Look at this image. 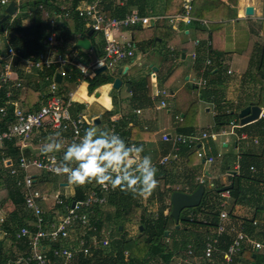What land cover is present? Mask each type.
I'll list each match as a JSON object with an SVG mask.
<instances>
[{
	"label": "crops",
	"instance_id": "crops-1",
	"mask_svg": "<svg viewBox=\"0 0 264 264\" xmlns=\"http://www.w3.org/2000/svg\"><path fill=\"white\" fill-rule=\"evenodd\" d=\"M9 1L10 0H8V3ZM15 1L18 2V0ZM27 1L35 0H19L16 13L11 17L22 15L23 13L31 15L28 7H21V3H26ZM49 1L53 6L57 7L59 11H56L55 8L43 7L42 4H40L41 8L39 6L37 7L41 13L40 18L43 22L44 28V38L42 39L44 47L42 51L46 50L44 40L51 32H54L58 37L63 38L68 47H72L73 45L77 46L76 42L78 39L87 37L90 41L91 48L85 50L80 46H77L79 48V53L81 52L82 55L87 56L88 62L86 63H94L98 60L103 53L101 50L102 37L99 33H93L89 36L87 35V31L91 27L86 20H84L83 26H77L78 28L82 27L85 29L84 36H80L78 33L75 37L66 40L64 36L58 34V28L64 20L71 30L74 29L72 21V16L74 14L70 12V6L72 2L76 0ZM90 1L92 0H77L74 12L76 13L75 9L77 6L85 5ZM109 1L111 2L112 8L104 11V6H108L107 4ZM7 4L0 5V16L4 15V10ZM141 4L142 1L140 0H104L103 3H101L103 6L102 8L100 0H98V7H100V10L117 17H122L132 11H137L139 13L140 9L144 11V7H140ZM249 5L253 7V14L245 15V7ZM162 6V2L155 3V9L157 10L162 8ZM229 7L235 10V17L225 19L227 23L223 25L222 20H215L211 23L210 20L206 19L209 21L207 26L186 24L181 17L170 19L169 16L167 17L165 15H153L152 8L146 7L147 13L139 14L151 18L149 25H137L133 28L122 29L119 33H114V37L118 40L123 38L134 40L137 47L132 58L114 64L112 69L107 68L111 69L110 73L104 71L105 74H112L114 77H118L121 80V84L118 88H113L112 83H107L96 88L92 94H88L87 82L82 78L72 83H69L66 80L67 78L61 79L62 81L60 85L62 86L61 88L59 87L61 93H65L64 89L66 92L69 91L72 93V106L70 107V113L72 116L78 114L83 116V106L85 107V105H90L94 102H97L100 106L103 105V108L106 109V111H116L109 117L102 114L103 112L93 116L94 118L92 119V122L89 123V125L95 126L94 128L89 129V131L91 130L90 132L92 133L93 140L100 137L107 139V128H109L108 125L111 124L113 120H118L123 115H128V117L131 118L130 125H133L132 123L135 124L133 129V139L136 140V149L128 156V159L132 161L130 167H126L125 163L121 164L125 167V175L131 174L132 177L141 176V172L137 170V166L143 162L145 156L151 158L154 166L159 164L158 162L163 156H168L169 160L163 164H169V172L167 176L168 182L170 183L165 186L167 194L172 187H184L187 190L193 182H199L202 175L204 181L206 180L210 182V179L214 178L218 179L222 184L228 185L231 183V178L228 179L227 177L229 171L224 174L221 173L220 167L222 162L220 163V161L218 162V160L215 159L213 155L215 152L219 157H223L227 154L229 155L230 153L231 155L234 154L236 158L234 161L231 160L232 168L230 171L233 170L238 173L239 168H235V165L238 163L240 154L252 146L249 144L250 141L244 142L236 140L233 135L219 137L217 139H207L204 142V147L206 148L207 153L213 157V161L204 163L196 156V148H192V153L186 156L183 151L179 150V148L181 145L187 147L188 145H175L172 140H163L164 134L171 138L178 134L176 132L177 124L181 121L179 120L180 117H183L184 112L188 109L189 114L194 117V122L198 124V133L216 130L213 126V116L215 114L214 106L212 103L198 97L200 91L203 88H206V86H197L195 90L189 88L192 79L198 78L201 75V67L197 70L193 66L194 59L191 54L196 52L197 54L199 53V55L203 54L205 57L206 53L204 47L202 48L194 44L193 40L194 38H197L196 36L198 34V29L195 28V26L202 27L208 31H210V28L212 27L211 38H204V40L210 39L212 42L209 55L218 57L220 53L224 54L223 57H221L223 70L220 73V77L225 80L223 86H220L223 90L224 101L233 104L238 103L240 98L246 97L247 91L251 88L250 86H252V84L245 82L246 77H244V73L249 69L248 60L250 58L245 54V51L248 48L253 47L254 44L255 46H264V42H260V39L263 37L262 29L264 28V24L260 21L264 19V0H236V3H231ZM23 24L28 25L29 19L24 20ZM165 24L170 25L171 28L176 31L175 37L169 42V44H164V42L161 41V38L156 35V27H162ZM211 24L214 26H211ZM6 36L7 32L0 34V49L5 47L4 41ZM150 38H155L156 43L147 44L145 46L140 44L142 41ZM169 47H172L173 50H170ZM210 51H212V53ZM154 57L160 58V62L156 66L154 63L152 64ZM151 66H155L157 70L153 71ZM174 68L176 70L170 85H165L163 79ZM44 70L45 69L43 68L39 69L28 66L25 60H18L17 66L15 68L13 67L10 74V81L4 84L7 87V92L5 94L7 101L5 105L11 104L13 107L29 109L30 99L27 94V87L34 85L37 88V83H39L40 96H42L40 97L39 102L37 101L36 103V107L38 108L42 101L45 100L44 95L49 93L50 83L45 82V80H48L45 77V80L42 79ZM228 70H230V73ZM56 71L52 76L55 77V74L57 73ZM208 73L207 70L203 74L206 79ZM90 74L89 77L93 76L95 74V69L90 71ZM52 76L50 78H52ZM147 76L149 79L147 91L148 94H150L152 101L150 102L147 98V94L143 93L137 104L131 106L129 103V97L131 96L130 88L129 86L127 88L125 83H128L127 80L130 79L138 80ZM18 82L21 83V86L15 85ZM71 84H77L81 91L79 93L75 90L71 91ZM161 89H167L170 92V96L165 98V106L159 104L161 100V97L159 96ZM76 95L77 98L75 97ZM114 98L115 100L113 101L112 99ZM193 101L195 102L193 106H189ZM76 103L80 104L82 107H78L77 105L74 106ZM135 110H139V113H135ZM95 118H99L97 124L93 123ZM102 119L104 120L102 121ZM87 124L88 123H86V125ZM70 144H73V142L71 141L70 133L68 131L41 128L32 133L31 138L27 142V147L24 150L28 155H37L40 152H44V149H48L46 153L65 154ZM258 144L259 143H254V146L257 148ZM6 145L7 142L0 148V151ZM140 147L143 148V151H137ZM17 151L19 153L18 147ZM257 152L260 151L258 150ZM261 158L264 160V153L261 155ZM172 160L175 162H172ZM16 162L17 157L7 156L2 159L1 166L8 168V165L15 166ZM66 162L78 166L75 160ZM260 164L259 160H256V166H253L252 173L256 174V176L262 179L263 182H250L248 184L244 181L243 185H249V189H246L243 200L232 204V199H230L228 205L225 207L228 211V217L223 220V223L229 226L232 225V227H224L225 230L220 232V234H218L217 227H191L192 230H189L190 233L189 231L185 233V235H188L187 238H189L185 251L180 255H174L169 264H214L216 260L214 259V256L220 257V262H218V264H221L223 251L220 252L218 249L220 238L223 234L230 236V244L237 231H242L252 241V243L243 241L242 247L244 249L264 252L263 247L256 248L254 246V242L264 244V240H261L255 235L258 233L264 234V163L263 165ZM212 173H215L216 175L213 176ZM34 181H37L36 186L39 188L37 190L43 195L38 202L48 216L50 222L59 220L64 214V208L55 205L57 198L74 201L75 199H79L78 197L81 195H84L85 197L96 185L95 180L86 182L83 185L70 184L68 178L65 176H51L37 170L34 171ZM163 181L164 179L158 180L157 187L153 191L160 189V186L163 187ZM204 181L202 183H204ZM153 199L152 202L157 203L156 198ZM220 200L221 197L219 193L218 204L221 210L222 207L220 206ZM166 201L167 206H169V197H166ZM111 207L112 211H114V207ZM97 210L95 212L96 217L98 214ZM165 210H167V208ZM198 216L201 218L203 215L200 213ZM245 218H253L258 226L253 236L241 227V223ZM31 223L32 217L28 211L24 208H16L15 205L8 200V191L5 186V181L0 177V241L3 243V249L6 253L9 254L10 252H14L17 254L18 252L14 250L17 247L13 246L8 234L5 232L7 230L6 228L9 227L15 229V227H21L24 225L31 227ZM103 231L105 232L104 227L102 231L98 232L99 239L101 238ZM110 233V231H107L105 234L109 236ZM180 238L181 237H178L177 239L179 240ZM197 238H201L202 241V247L199 251H196L195 245ZM207 238L217 239V250L214 252L211 261H208L203 257L205 241ZM107 246L100 245L96 248ZM189 247L193 250V254L191 255L187 253ZM240 259L241 260H239L237 264H245L243 263L245 261V256H241ZM4 261L5 260H3V262ZM0 263H2V261ZM230 264H234L233 261Z\"/></svg>",
	"mask_w": 264,
	"mask_h": 264
},
{
	"label": "trees",
	"instance_id": "trees-1",
	"mask_svg": "<svg viewBox=\"0 0 264 264\" xmlns=\"http://www.w3.org/2000/svg\"><path fill=\"white\" fill-rule=\"evenodd\" d=\"M104 0H100V5ZM142 4L140 7H144L143 10H139L140 14H146V7L152 8L153 15H165L172 16L176 15L182 9L184 0H140ZM162 2V8L155 9V3ZM236 3V0H192L191 1V11L190 15L197 17L208 19L212 23L213 21L225 20L228 18H233L236 16L235 10L230 8V4ZM42 4L43 7L59 9L49 1V0H35V1H27L26 3H21V7H28L30 11L28 13H23L22 15H18L15 17H9L4 22L0 23V34L7 32L6 41L18 52V54L22 57H28L30 54L38 53L43 50L42 39L44 38V28L43 22L41 21V13L39 9H37L38 5ZM77 5V0L73 1L70 6V12L74 15L72 16L74 29L71 30L66 21H62V24L58 28V34L65 37L66 40H69L75 37L78 33L80 36H84L85 29L78 28L77 26H83L84 20L77 16L74 12V8ZM108 6H104V11L107 9H111V2L107 4ZM102 6V5H101ZM100 8V7H99ZM103 8V6H102ZM63 15V14H62ZM3 16V15H2ZM0 16V18L2 17ZM29 19V24L24 25L23 21ZM211 26H214L211 24ZM133 28V27H132ZM197 28V38L200 40H204L206 37L212 36V27L210 31L203 29L202 27L195 26ZM156 35L161 38V41L164 44H169V42L175 37L176 31H174L170 25L165 24L162 27H156ZM156 43L155 38H150L148 40L142 41L140 44L143 46L147 44ZM101 44H103L101 42ZM203 45V42L201 43ZM78 46V45H77ZM102 46V45H101ZM253 45L252 50L248 48L245 51V54L250 57L249 69L244 73V77H246L245 82L252 84L251 88L247 91L245 98H240L238 103L233 104L229 102H225L223 99V90L220 86H223L225 80L220 77V73L223 70L222 58L223 53H220L219 56H212V66L208 70L207 76V84L206 88H203L200 91L198 97L202 100L208 101L212 103L214 106L215 114L213 116V126L216 130L226 127L229 122L233 119L237 118V113L247 105L253 103L259 106L264 105V46L261 45ZM211 48V47H210ZM102 50V47H101ZM210 50V49H209ZM212 53V51H210ZM177 54V53H176ZM197 54L194 59L193 66L198 70L203 64L204 55ZM202 57V59H201ZM83 62H88L87 56L83 55ZM67 81L69 83L75 82L77 77H80L81 74L78 73L76 68L67 66ZM175 68L170 71L165 78L163 79V83L165 85H170L172 81V77L175 72ZM56 71V66L52 65L50 68L44 70L42 79L45 76L51 77ZM114 76L112 74H104L102 72L95 73L93 76L84 77V81L87 82V93L92 94L96 88L101 85L112 83L114 80ZM45 80V79H44ZM45 82L50 83L49 80H45ZM129 83V88L131 92V96L129 97V103L131 106L137 104L140 100V96L145 93L147 94L148 100L151 102L152 99L150 94H148L147 86L149 85V79L147 77H142L138 80H127ZM37 88L34 85L27 87V94L29 95L30 103H29V111H34L37 109L36 103L39 102L40 97V87ZM62 85H60L61 88ZM196 85H189V88L192 90L196 89ZM66 92V90L64 89ZM7 92V87L4 85L0 89V107H6L7 115L1 118L0 115V131H2L5 126L13 119V105L7 104L5 105L7 99L5 98V94ZM48 94L44 95V99ZM113 101L115 100L112 99ZM154 100V99H153ZM195 102H191L189 106H193ZM80 107V104H74ZM77 107V109H78ZM82 107V106H81ZM190 108V107H189ZM189 109L184 112L183 117H180L181 120L176 127V132L182 135L193 134L198 131V124L194 122V117L189 114ZM116 111H105L107 117L112 116ZM111 123H115L117 129L120 131L121 142L124 145V151H128V156L131 154V150L126 148V142H131L136 147V140L133 139V129L135 124L130 125L131 118L128 115H123L118 120H113ZM93 125L87 124L85 127L89 131L90 127ZM110 124L108 125V127ZM95 127V126H94ZM91 131V130H90ZM238 131H244L248 134L249 138L247 141H250V146L247 150L243 151L238 158L239 169L238 173L231 175V184L232 188L229 189V193L232 199V204L241 202L243 200V196L245 195L246 189H249L248 186H244L243 182L246 181L248 184L250 182H263L262 179L258 178L256 174L252 173L250 166H256V160H259L263 165L264 160L261 158V155L264 153V116L260 117L258 120L244 125ZM108 135V128H107ZM106 135V136H107ZM93 138V136H92ZM258 139L257 148L254 146L253 139ZM185 147V148H183ZM194 149V148H193ZM252 149V150H251ZM256 149V150H255ZM179 150L183 151V153L187 156L192 153V148L181 145ZM260 152H257V151ZM17 147L14 146V140L7 142V145L0 151V177L5 181V186L8 191V200H10L16 208H24L23 207V191L16 187L15 185V176L10 174L9 168H4L1 166L2 159L11 156L17 157ZM214 157L218 162L221 163V173H226L231 170L232 164L231 160L234 161L236 158L235 155H224L223 157H219L217 153H213ZM230 158V159H229ZM263 161V162H262ZM172 162H175L172 160ZM123 166V165H122ZM124 167V166H123ZM169 164L160 165L157 164L155 168L157 169L155 173V179L158 181L160 179H164L163 188L156 189V191H152L149 198H156V202L158 203L157 213L155 215H151L147 213L145 209V205H143L140 201V195L137 192H133L131 190H124L121 187H118L117 190L109 193L107 195V204L114 207L113 213L116 217L122 218V220L126 223H133L138 219V232L134 237L128 236L126 232H123L122 224H117L115 227L116 234L119 237H115L110 240L109 245L107 247L95 248L91 249V253L88 255H84L82 252L76 251L74 257L72 258L70 264H169L171 258L174 255H180L183 251H185V247L187 245V241L189 240L188 235L185 233L189 230H192L191 227H210L214 228L218 223V216L220 214V207L218 204L219 193L222 190L224 184H222L218 179H210L209 181H204L202 183L204 185L205 191L202 197L200 204L196 207L183 209L179 216V221L176 223L174 219L171 217L170 212H165L164 210L168 208L166 197L170 196V192L172 191H182V192H193L198 185L199 182H193L192 185L188 187L186 190L184 187H172L169 193H166L165 186L168 185V172H169ZM125 168V167H124ZM256 171V170H255ZM254 171V172H255ZM137 179V185L133 187H137L139 185V177L133 176ZM36 182V183H35ZM37 181H34V189H39L37 186ZM126 182H125V185ZM248 187V188H247ZM84 195H81L78 198H83ZM102 208V207H101ZM97 218L96 224L98 225V232L103 230V216L101 213V209L97 210ZM202 213V217L200 218L198 215ZM106 216V214H105ZM253 218H245L241 227L245 231H247L250 235L255 234V230L257 229V225L253 223ZM179 225V228H176V225ZM121 226V228L119 227ZM141 227V228H140ZM190 227V228H189ZM18 228V227H17ZM5 231L9 239L11 240L13 246H16L15 251H18L17 254L14 252L6 253L3 249V243L0 241V262L3 260H7L10 258H16L19 255H23L27 252V242L29 238L15 239L14 230L11 228H6ZM168 231L165 235V231ZM190 233V231H189ZM261 240H264V234L258 233L255 234ZM261 235V236H260ZM183 236V237H182ZM178 237H181L179 240ZM230 242V236L223 234L220 238L218 249L220 252L224 251ZM59 243L63 245L77 249V239H76V231L71 232V235L68 238H63L55 243L53 246H57ZM196 251H199L202 247L201 238H197L195 241ZM13 249V248H12ZM128 250V254L125 255L124 251ZM245 256V261L243 263L247 264H264V252H259L255 250H247L242 247L240 252L236 254L233 258V263L237 264L239 260H241V256ZM214 256V255H213ZM244 258V257H243ZM215 263L218 264L220 262V257L214 256ZM242 262V261H241Z\"/></svg>",
	"mask_w": 264,
	"mask_h": 264
},
{
	"label": "built area",
	"instance_id": "built-area-1",
	"mask_svg": "<svg viewBox=\"0 0 264 264\" xmlns=\"http://www.w3.org/2000/svg\"><path fill=\"white\" fill-rule=\"evenodd\" d=\"M191 1L184 0L181 11L176 15L169 16V18L181 17L186 24L207 26L208 20L190 15ZM7 3L8 0H0V5H6ZM38 6L41 8L40 4ZM75 10L78 17L87 21L93 29V33H99L102 37L103 53L99 59L94 63H84L83 55L81 52L79 53V48L76 45L68 47L65 40L58 37L54 32L48 34L44 40L45 51L30 54L25 58H21L18 52L5 40V47L0 49V89L2 85L10 81V74L13 67L17 66L18 60H25L28 66L39 69H47L55 65L57 67L56 72L61 75V79L68 76L67 66L75 67L80 71L81 77H77V80L90 76V71L105 65L107 62L109 63L107 68L112 69L114 64L132 58L137 48L134 40L129 38L118 40L114 37V33H119L122 29L137 25H149L151 20L150 17L140 15L137 11L129 12L122 17L107 14L98 7V0H92L85 5L77 6ZM193 41L196 46L204 47L206 53L200 69L201 75L192 79L191 84L204 87L207 79L203 74L212 66V60L209 55L212 42L210 39L202 41L199 38H194ZM202 42L203 45H201ZM169 48L173 50L172 47ZM191 56L195 59L197 53L193 52ZM228 72L230 73V70ZM45 78L50 81L47 98L34 111L14 107L13 119L0 131V148L11 140H14V145L19 148L16 165H8V168L10 174L16 177V187L23 191V207L32 217L31 227L27 225L16 227L13 232L15 239L29 238L27 252L16 258L7 259L0 264H70L76 251L88 255L91 253L92 248L94 249L100 245L107 246L109 243L106 238H98L95 212L106 204L107 195L117 190L118 187L113 188L111 184L100 185L96 182L90 193L83 198L75 199L74 201L57 198L55 205L62 206L64 214L55 222L49 221L48 216L38 202L43 195L33 187L34 172H32V169L51 176H65L68 178L66 174H56L54 169L75 168L77 166L67 163L63 153L40 152L37 155L26 154L24 149L27 147V142L31 138L32 133L41 128L68 131L71 141L77 145L81 143V139L86 135L84 117L79 114L72 116L70 113L72 93L69 91L61 93L60 83L54 81V76L52 78L45 76ZM15 85L21 86V83L18 82ZM159 96L161 97L159 104L165 106V98L170 96V92L167 89H161ZM135 113H139V110H135ZM0 115L1 118L7 115L6 107H0ZM263 116L264 106H261L259 118ZM243 126L237 118L231 120L226 127L218 130L195 132L188 135L176 134L172 138L164 134L163 140H172L175 145L186 144L190 148H196L198 159L208 163L213 161V157L207 153L204 147L205 140L233 135L236 140L247 141L249 138L248 134L244 131H238ZM107 139L109 141L116 139L121 142L120 131L115 123H111L108 128ZM253 142L258 143V139L254 138ZM133 145L131 142H126V148L130 149L131 152L136 149ZM168 160V156H163L158 163L163 165ZM235 168H239V163L235 165ZM120 169L123 170L125 175V168L120 165ZM250 169L253 170V167L250 166ZM118 174H120L119 171H113L111 168L105 173L112 180H115ZM203 181L204 177L202 175L199 183ZM220 197L222 209L219 214V221L215 226L219 232L218 234L225 230L224 227H232V225L229 226L223 223V220L228 217V211L225 207L231 199L229 190H222ZM253 223L256 224V222ZM73 231H76L77 249L67 247L62 243L53 246L56 241L68 238ZM243 241L252 243L245 233L237 231L232 242L222 252L221 264H230L233 261L234 255L242 249ZM216 244V238L206 239L203 251V257L206 260L211 261L214 252L217 250ZM254 246L256 248H264V244L260 242H254ZM124 253L128 254V250H125ZM187 253L191 255L193 250L189 247Z\"/></svg>",
	"mask_w": 264,
	"mask_h": 264
},
{
	"label": "clouds",
	"instance_id": "clouds-1",
	"mask_svg": "<svg viewBox=\"0 0 264 264\" xmlns=\"http://www.w3.org/2000/svg\"><path fill=\"white\" fill-rule=\"evenodd\" d=\"M90 128H94V126ZM47 151L48 149H44L45 153ZM137 151H143V148L140 147ZM64 159L66 161L75 160L78 166L75 168H56L54 171L58 175L66 174L70 184L83 185L95 180L100 185L111 184L113 188L121 187L140 195H150L158 184L155 179L157 169L152 164L151 158L145 156L143 162L137 166V170L141 172L139 185L133 187L137 185V179L131 174L124 175L123 170L120 169L122 163H125L126 167H130L132 163L128 159V151H124L123 143L116 139L109 141L104 137L93 140L92 133L87 130L79 145L75 143L69 145L64 154ZM109 168L113 171H119L120 174L115 180L105 175ZM125 182L127 186H124Z\"/></svg>",
	"mask_w": 264,
	"mask_h": 264
},
{
	"label": "water",
	"instance_id": "water-1",
	"mask_svg": "<svg viewBox=\"0 0 264 264\" xmlns=\"http://www.w3.org/2000/svg\"><path fill=\"white\" fill-rule=\"evenodd\" d=\"M17 2L15 0H10L7 6L4 10V15L0 18V23L4 22L9 17L13 16L16 13L17 10ZM245 15H252L253 14V7L252 6H246L244 10ZM93 34V29L90 28L87 31V35ZM76 44L80 46L81 48L88 50L91 48L90 41L87 37H83L77 40ZM160 62L159 57H154L152 64L154 63L155 66ZM109 63L107 62L105 65H102L95 69V73L102 72L103 75L105 74L104 71L107 69V65ZM155 66H151L153 71H156L157 68ZM54 80L58 83H61V75L59 73L55 74ZM121 84V80L118 77H115L112 82L113 88H118ZM125 86L128 88L129 84L125 83ZM261 111V107L256 104H249L246 107L242 108L238 113L237 117L239 119L240 124L247 125L249 123H252L259 119V114ZM99 122V118H95L93 120L94 124H97ZM236 171H229L228 173V179H230L231 175L236 174ZM232 188V184L229 183L228 185H224L222 187V190H229ZM205 188L203 184H199L198 187L193 192H182V191H172L170 192L169 200L170 204L167 208V211L170 212L171 217L174 219V221L177 223L179 221L180 213L183 209L196 207L200 204L203 194H204ZM73 205V202H72ZM121 228V226H119ZM176 228H179V225L177 224L175 226ZM141 228V227H140ZM167 230L165 231V235L167 234Z\"/></svg>",
	"mask_w": 264,
	"mask_h": 264
},
{
	"label": "rangeland",
	"instance_id": "rangeland-1",
	"mask_svg": "<svg viewBox=\"0 0 264 264\" xmlns=\"http://www.w3.org/2000/svg\"><path fill=\"white\" fill-rule=\"evenodd\" d=\"M222 25L227 23V21L222 20ZM263 24H264V19L260 20ZM262 33H263V37L260 39V42L263 43L264 42V28L262 29ZM251 63L250 62V58L248 60V64ZM111 69H106L105 72L110 73ZM79 73V71H78ZM71 91H77V93H79L81 91L80 88H78L77 84H71ZM77 86V87H76ZM77 98V95L75 96ZM103 105H99L97 102H94L90 105H85V107L83 106L82 108V114L84 116V120L86 123H91L92 119L94 118L93 116L96 114H99L100 112L104 113V111H106V109L103 108ZM102 113V114H103ZM104 119H102L103 121ZM35 170L32 169V172H34ZM213 176H215V173H212ZM220 174V173H218ZM162 186H160V189L162 190ZM152 200L149 198L148 196H140V201L143 205H145V209L147 211V213L151 214V215H155L158 209V203L152 202ZM165 212H167L166 210H164ZM101 213L103 216V227L105 232L103 231V233L101 234V238H106L109 241L115 237H119L117 236L118 234H116L115 231V227L117 226V224H122L123 227V232H126L128 236L134 237L137 235L138 232V219L133 222V223H126L122 220V218L120 217H116V215L113 213L112 211V207L109 204H105L103 205L102 209H101ZM106 214V216H105ZM107 231H110V235L107 236L105 233ZM165 233V232H164Z\"/></svg>",
	"mask_w": 264,
	"mask_h": 264
}]
</instances>
